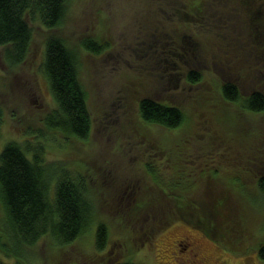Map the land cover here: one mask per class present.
Instances as JSON below:
<instances>
[{"label": "rangeland", "instance_id": "rangeland-1", "mask_svg": "<svg viewBox=\"0 0 264 264\" xmlns=\"http://www.w3.org/2000/svg\"><path fill=\"white\" fill-rule=\"evenodd\" d=\"M184 1H68L63 24L52 31L77 53L92 117L90 132L83 139L48 128L44 121L56 107L42 66L49 30L40 21L28 19L33 29L30 55L15 66L7 64L0 45L4 111L0 149L9 140L39 142L45 149L47 170L57 173L62 166L82 174L93 203L92 221L83 234L58 245L45 235L27 248L25 264H264L258 251L259 242L264 241V193L257 185L258 171L264 170V110L252 112L238 102L226 101L219 87L221 77L212 69L215 64L225 71V63L237 60L245 70L243 78L236 79L241 92L264 90V66L259 67L264 56L257 65L246 52L232 51L226 59L220 49L202 43L208 65L203 79L186 81L187 69L175 53L185 55L182 44L192 34L174 23ZM86 37L103 44L102 50L84 49L80 41ZM169 45L175 47L177 61L173 69L164 71L173 59L158 53L164 47L172 53ZM146 49L156 50L153 57L149 52L142 54ZM181 58L187 64L193 62L189 56ZM235 75L227 72L225 77ZM143 97L178 105L186 121L172 128L144 121L137 107ZM226 183L231 185L228 198ZM171 186L185 198L214 193L245 209L246 237L237 236V213L229 222L242 253L171 218L172 211L177 212L171 201L176 196H168ZM3 218L0 203V226ZM99 222L108 227V241L101 250L95 248ZM184 236L190 244L183 250L177 241ZM193 246L199 254L192 252Z\"/></svg>", "mask_w": 264, "mask_h": 264}, {"label": "trees", "instance_id": "trees-1", "mask_svg": "<svg viewBox=\"0 0 264 264\" xmlns=\"http://www.w3.org/2000/svg\"><path fill=\"white\" fill-rule=\"evenodd\" d=\"M68 1L0 0V45L7 64L15 66L30 55L33 29L28 19L40 21L49 30L44 39L42 66L56 107L45 115L44 121L48 128L83 139L90 132L92 117L80 80L77 53L61 35L52 31L63 24ZM183 4L179 14L174 11V23L188 30L192 39L186 38L182 44L185 55L182 52L175 54L185 64L186 81L197 83L203 79L208 65L204 64L206 49L202 43L220 49L226 59L232 51L235 54L246 52L247 55L252 54L257 65V60L264 56V0H186ZM80 45L94 53L104 47L91 37L83 38ZM167 49L172 53H168L165 47L157 52L173 59L170 66L165 64L164 71L173 69L177 61L173 53L175 47L169 45ZM155 51L146 49L142 54L149 52L153 57ZM184 56L193 59L192 64L181 58ZM214 62L218 63L217 60ZM261 66H264V60ZM223 68L225 71L212 64V69H216L221 77L222 97L226 101L238 102L243 109L263 111L264 90L253 89L245 94L240 90L236 79L243 78L245 70L239 62L225 63ZM227 72L236 75L225 77ZM137 107L144 121L167 128L180 126L186 121L181 107L153 97L139 99ZM3 117L4 111L0 106V129ZM44 153L45 149L39 142L30 144L28 141L9 140L0 149V203L5 212L0 226V264H25L27 248L45 235H49L55 245L69 243L83 234L92 221L93 203L86 179L62 166L57 173L48 171L49 163H45ZM246 169L247 173L251 172ZM258 172L257 185L264 193V170L259 169ZM212 174L217 176L216 171ZM226 184L228 198L231 185ZM168 189L172 190L168 196H176L171 201L177 212L172 211L171 218L199 228L225 248L240 249L235 245L238 240L234 237V229L229 228V222L237 213V236L246 237L249 230L248 221L243 220V216H247L245 209L229 204L228 200L214 193L185 198L174 190V186ZM95 235V248L101 250L108 241L106 223H98ZM258 251L264 257V241L259 242ZM238 252L242 253L241 250ZM113 264L143 263L115 261Z\"/></svg>", "mask_w": 264, "mask_h": 264}, {"label": "flooded vegetation", "instance_id": "flooded-vegetation-1", "mask_svg": "<svg viewBox=\"0 0 264 264\" xmlns=\"http://www.w3.org/2000/svg\"><path fill=\"white\" fill-rule=\"evenodd\" d=\"M188 244H190V242H188V237L184 236L183 238H179L178 241H177V245L179 247H181L183 250L186 248V246H188ZM192 252L196 255V254H199V251L196 249V246H193V250ZM193 255V254H192ZM201 257H205L204 255L201 254ZM206 262H202V264H205ZM224 263V261H223Z\"/></svg>", "mask_w": 264, "mask_h": 264}]
</instances>
